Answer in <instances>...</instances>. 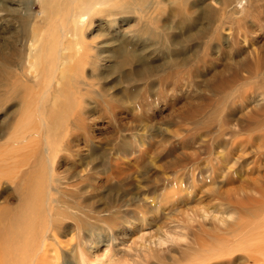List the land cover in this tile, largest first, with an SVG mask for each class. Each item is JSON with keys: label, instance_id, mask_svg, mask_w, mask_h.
<instances>
[{"label": "rangeland", "instance_id": "374dc122", "mask_svg": "<svg viewBox=\"0 0 264 264\" xmlns=\"http://www.w3.org/2000/svg\"><path fill=\"white\" fill-rule=\"evenodd\" d=\"M68 1L0 0V206H53L55 256L183 264L224 226L215 213L233 225L264 204V0H109L78 31L84 58L53 79L65 7L81 0Z\"/></svg>", "mask_w": 264, "mask_h": 264}, {"label": "bare ground", "instance_id": "6f19581e", "mask_svg": "<svg viewBox=\"0 0 264 264\" xmlns=\"http://www.w3.org/2000/svg\"><path fill=\"white\" fill-rule=\"evenodd\" d=\"M108 1L109 0H81L79 5L76 3L78 6H73L71 5L73 3L70 4L68 3L69 4L68 7H65L68 8V10L65 13L66 16L64 15L66 17L65 23L64 26H62V28L60 27L61 28L59 31L60 40L58 42V48L56 50V54L53 56L54 59L52 58L54 60V63H52L53 67L51 66V68L54 69L53 72L50 74V76H52L53 79L58 77L57 74H60L61 76L63 75V68L66 67L68 63L74 60L79 61L82 57L84 58L85 55L83 51L84 48H82V46L79 45V43L74 42L80 34V33L78 34V31L82 26H84L83 24L87 19V14L90 13L92 9L100 5L102 6V4H105ZM77 2H79V0ZM37 37L38 36L35 34L29 41L28 54H27V61L31 64L29 66L34 70H36L35 65L37 64L38 59L41 60V58L43 57L42 54H44V52L41 53L43 50H41V48L36 46V43H38ZM71 44H73L74 52L71 53L70 56H66L65 51L72 49ZM39 46L41 47V45ZM45 58H47V56ZM33 77L34 79H36L37 78L36 74ZM263 93L264 92H262L261 96L257 95V98L254 97L252 101L254 103L252 106L255 107L256 109L264 107ZM42 97L44 98L43 95ZM248 109L246 110L247 112H249ZM23 116L24 119L29 122L31 117L26 110H24ZM40 117L48 118L49 127L52 125H57L54 122V120L55 121L58 120V117L55 113H52L51 115L46 117L41 115ZM43 118L41 119V121L42 124L44 125V128L46 129L47 128L46 121ZM34 124L33 123L30 124L29 129H32ZM29 129L17 128L14 131L17 134V139L19 137V134H22ZM253 134L255 135V133ZM261 135L262 134L260 133V136ZM13 143H17V142H13ZM19 150H20L19 147H17L7 151H9L8 152L9 154H12V153H17ZM44 152L48 154V148H46ZM9 157L10 155H8V158ZM11 158L14 159L15 156L12 155ZM4 162L5 160L0 159L1 167H3V164H5ZM33 163L32 162L30 164L28 163L29 164L28 166L31 167V169L33 168ZM5 166L11 167V164L6 163ZM19 188H20V183L18 182L16 185V189L19 190ZM239 207L244 208L246 206H239ZM249 211H251L250 208ZM54 214L57 213H54L53 206H14V207L0 206V264H94L92 262H94L93 260L95 259H91L92 257L90 258L87 251L85 250V247L81 245H77L76 250H74L75 248L74 249H72V247L70 248L72 252L76 251L77 252L76 254L66 251V253L65 252H63V254L61 253L62 254L61 256L58 255L55 256L53 254V251L50 252L51 249L54 250V252H56L53 243L57 241L56 234H58L59 232L58 230L59 228L57 227L58 225L53 220V218H55V216L53 217ZM249 215H247L249 220L246 218L247 221L246 220L244 221L240 217L237 219H241L242 222L244 221L243 223L240 222L238 224H234L235 221L233 220L234 221L233 225H231L230 223L228 224L226 222L225 223L223 222V219L221 217L224 216L221 215L220 217L215 213V215L212 216L213 218L214 217L215 218L212 220L216 219V221H218L219 224H224V226L220 227L219 224H217L216 222L215 224H217L219 227L215 225L217 229L213 228L215 229L214 231L207 230L206 228V230L204 231L205 234H207L208 236L205 237L206 239L198 237L199 239H203L200 242L195 243L197 241L196 239L195 242L193 241L194 244L192 245V247L189 246L190 248H188L189 251L186 254V258L183 264H201L203 262H207L212 259L224 257L228 254L234 253L235 251H245L247 253V258L250 261H252V264H264V204L263 206L254 205L252 207L251 219ZM225 217L224 220H227L225 219ZM48 236L51 241L47 242ZM67 243L65 244L68 245L67 248H69V244ZM158 243L162 244L160 239ZM57 248L59 249V247ZM145 254L146 253L144 252V255ZM111 257L112 256L110 255L109 260L107 259L108 260L107 263H104L103 260L99 263L100 264H110L112 262H114V264L125 263V262L122 263L119 259L116 260L110 259Z\"/></svg>", "mask_w": 264, "mask_h": 264}]
</instances>
